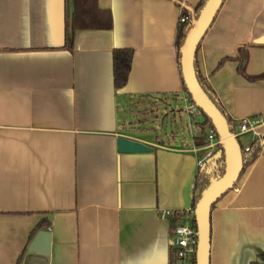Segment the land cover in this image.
<instances>
[{"label": "crops", "instance_id": "obj_1", "mask_svg": "<svg viewBox=\"0 0 264 264\" xmlns=\"http://www.w3.org/2000/svg\"><path fill=\"white\" fill-rule=\"evenodd\" d=\"M201 1L97 0L112 19L100 29L72 26L74 0H0V264H176L174 215L193 209L206 154L193 151L203 115L186 113L189 139L173 131L190 103L176 42ZM124 48L132 69L116 90ZM241 49L247 75L263 74L264 0H224L196 53L227 115L260 118L264 137V80L238 72ZM122 137L152 151L121 153ZM41 231L49 254L29 251ZM262 254L264 154L212 209L210 264Z\"/></svg>", "mask_w": 264, "mask_h": 264}, {"label": "water", "instance_id": "obj_2", "mask_svg": "<svg viewBox=\"0 0 264 264\" xmlns=\"http://www.w3.org/2000/svg\"><path fill=\"white\" fill-rule=\"evenodd\" d=\"M222 5L223 0H208L206 2L198 18L193 21L192 27L187 33L180 49L181 73L187 91L191 96L192 102L211 120L225 154V172L223 177L212 183L195 208V222L198 233L196 264H210L211 213L213 206L221 197L233 189L239 181L243 171L239 141L230 131L225 117L201 88L196 78L194 66L199 45L214 22ZM118 144L121 153L152 151L147 145L125 137L120 138ZM205 167L203 169H205ZM50 244V234L41 231L37 233L30 245L29 251L49 254Z\"/></svg>", "mask_w": 264, "mask_h": 264}, {"label": "trees", "instance_id": "obj_3", "mask_svg": "<svg viewBox=\"0 0 264 264\" xmlns=\"http://www.w3.org/2000/svg\"><path fill=\"white\" fill-rule=\"evenodd\" d=\"M74 13L72 18V26H79L80 28H100V29H110L112 26L111 15L108 12H104L98 9L97 0H74ZM208 0H202L197 7L194 8V14L188 10H184L182 17L185 19L184 22L179 21L178 34H177V50H178V62L179 69L183 83V91L189 100L192 102L191 96L189 95L187 88L185 86L182 73L180 58L181 53L180 49L184 43L187 33L192 27V23L195 19L198 18L200 12L205 6ZM224 1V0H223ZM68 30H67V40H68ZM68 42V41H67ZM134 51L129 48L117 49L114 51V87L116 90H121L127 85L129 75L132 69ZM239 66L238 72L243 75L246 79L255 82L259 80H264V73L258 76H249L246 73L247 63H248V51L246 49H241L238 55ZM196 78L203 89L207 94L210 100L215 104L218 110L225 117L230 131L234 132L233 129V120L227 115L224 108L221 106L218 101L214 91L208 85V83L203 79L197 69L196 56L194 61ZM193 103V102H192ZM204 121L200 124L201 136L197 138V145L202 146L204 144L205 131L208 128L214 129V126L211 120L202 113ZM239 141V138H237ZM264 141V138H263ZM240 144V142H239ZM241 146V144H240ZM261 148V142L258 139H255L251 145L250 150L246 152L245 148L241 146L242 154V163L243 171L242 173L253 164L257 159V152ZM225 172V154L222 145H219L214 156L210 161L207 162L205 169L199 171L194 187V200H193V209L195 210L197 204L202 198L203 194L210 188L212 183L216 180H219L223 177ZM215 205L213 206V208ZM194 224L196 225L195 218ZM193 264H196L194 262ZM250 264H264V254L259 255L254 261Z\"/></svg>", "mask_w": 264, "mask_h": 264}, {"label": "built area", "instance_id": "obj_4", "mask_svg": "<svg viewBox=\"0 0 264 264\" xmlns=\"http://www.w3.org/2000/svg\"><path fill=\"white\" fill-rule=\"evenodd\" d=\"M180 22L185 19L180 16ZM190 101V100H189ZM186 113L191 117H200L201 110L190 101L186 107ZM262 120L258 117H245L237 121H233V135L239 138L243 135H253L255 139L260 140L261 148L257 152V156L264 154L263 138L259 134V127ZM254 139V140H255ZM221 145L219 136L214 129H208V133L204 136V144L202 146H193V151L198 153L204 151L206 154L198 161L199 168L203 169L206 162L213 158L218 146ZM246 152L250 150V146L245 148ZM168 214H172L168 212ZM176 222L174 224L171 235V250L173 260L176 264H193L196 262V254L198 248V233L196 225L194 224L195 211L190 209L188 211H178L175 213Z\"/></svg>", "mask_w": 264, "mask_h": 264}, {"label": "rangeland", "instance_id": "obj_5", "mask_svg": "<svg viewBox=\"0 0 264 264\" xmlns=\"http://www.w3.org/2000/svg\"><path fill=\"white\" fill-rule=\"evenodd\" d=\"M183 107L184 105L183 106L180 105L179 107L177 106L178 108L177 111H181ZM182 118L185 120L184 123H182L181 118L179 116L177 117L176 122L173 124V131L180 137V139H184V138L189 139L190 135H189L188 128L186 126V119H187L186 112L184 113V115H182ZM161 120L164 122L163 126L165 127V116L161 117ZM239 141L241 142V145L242 144L245 145V141L243 139H239Z\"/></svg>", "mask_w": 264, "mask_h": 264}]
</instances>
